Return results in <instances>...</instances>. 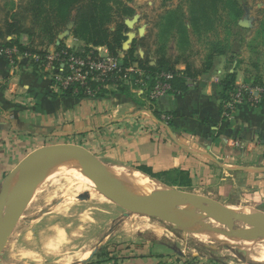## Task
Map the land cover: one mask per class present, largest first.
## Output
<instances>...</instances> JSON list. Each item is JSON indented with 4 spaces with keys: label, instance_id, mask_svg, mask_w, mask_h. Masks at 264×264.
<instances>
[{
    "label": "crops",
    "instance_id": "crops-1",
    "mask_svg": "<svg viewBox=\"0 0 264 264\" xmlns=\"http://www.w3.org/2000/svg\"><path fill=\"white\" fill-rule=\"evenodd\" d=\"M126 4L140 16L124 34L133 32V41L140 43L134 56L146 57L153 66L163 55L178 75H190L183 90L174 86L171 94L153 104L147 99L146 87L140 86L123 91L111 88L98 98L63 97L52 90L47 77L25 68L12 69L0 59V87L12 79L17 90L10 97L0 88V192L5 179L26 157L44 149L69 150L114 170L151 178L144 172L149 171L160 181L204 189L221 201L264 211V114L242 105L228 119L221 114L227 76L233 75L234 86L253 79L239 70L233 54L213 49L205 37L195 38L187 22L189 47L182 52L174 28L164 32L161 18L181 10L182 4L174 0H131ZM133 16L125 17L124 22ZM72 26L73 19L59 32L55 45L85 46L100 56L110 54L106 46L76 39ZM18 41L23 45L32 42L27 35L19 36ZM164 115L169 119H162ZM91 264L232 263L131 245Z\"/></svg>",
    "mask_w": 264,
    "mask_h": 264
},
{
    "label": "rangeland",
    "instance_id": "rangeland-1",
    "mask_svg": "<svg viewBox=\"0 0 264 264\" xmlns=\"http://www.w3.org/2000/svg\"><path fill=\"white\" fill-rule=\"evenodd\" d=\"M8 1L0 0V9ZM11 1L20 3V0ZM236 1L241 11L236 24L226 26V16L219 7L213 29L202 32L208 41L223 46L224 54H233L232 59H237L239 70L253 79H249L252 84H247L264 86V35L259 25L264 18V0ZM174 3L182 4L181 10L188 13L187 0H174ZM85 162L97 166L111 179L115 174L127 176L131 185L144 177L133 171L114 170L91 161ZM52 167L51 164L38 165L30 171L60 173L59 167ZM38 178L30 182L31 177H28L19 184L16 219L0 249V264H91L108 259L119 248L131 245H147L154 251L185 258L264 264V237L259 235V232H264L262 227L257 226L258 233L252 236L250 231L254 227L250 223L232 219L225 225L217 224L207 215L197 214L199 210L194 207L193 217L188 213L187 217L180 216L179 208L175 209L174 215L157 207L136 212L129 207L130 204L127 206V203L113 200L112 194L97 186V197L76 190L71 182L72 174L50 180L43 176ZM144 179L156 183L158 189L178 194L182 200L198 199L206 206L216 208L243 206L221 201L204 189L182 187L175 182L166 183L149 177ZM10 182L4 203L0 204V216L4 221L9 208ZM254 210L252 212L264 216L262 209ZM220 226L221 231L218 232L203 229Z\"/></svg>",
    "mask_w": 264,
    "mask_h": 264
},
{
    "label": "trees",
    "instance_id": "trees-1",
    "mask_svg": "<svg viewBox=\"0 0 264 264\" xmlns=\"http://www.w3.org/2000/svg\"><path fill=\"white\" fill-rule=\"evenodd\" d=\"M131 0H20V3H14L9 0L5 2L0 9V49L16 48L19 52H31L44 54L46 48L55 45L57 35L66 26L69 20L73 19L72 35L83 41L85 44L92 46H106L111 55L122 53L121 70L136 65L143 71V84L134 83L135 76L128 74L129 82L120 84L115 89L123 91L130 87L140 86L146 87V96L148 91L153 87L156 77L160 73H170L172 80L170 84L174 90V86L183 90L186 84V76L178 75L170 66L168 60L163 59V55L159 57L155 65L151 66L149 60L144 57L139 59L134 56V50L140 43L137 40L132 42L128 50H124L122 45L127 40L124 35L128 28L125 25L124 18L134 15V10L127 6V2ZM188 13L185 15L180 9L169 12L164 17V32L169 33L174 28L179 37V44L182 52L189 47L188 33L184 25L187 22L191 28V34L195 38L202 40L207 36L202 30L210 31L213 29L216 10L221 7L226 16L224 20L226 26L236 24L241 13L240 6L236 0H187ZM2 13V15H1ZM218 15V14H217ZM114 26L111 28V26ZM260 30L264 35V18L262 19ZM27 35L31 40L30 45H23L18 41L19 36ZM11 40H7L8 38ZM264 37V36H263ZM38 43L34 44L33 41ZM207 42H210L206 39ZM210 46L224 54L223 46L219 44H210ZM63 47L59 43L55 45L56 49ZM0 59L7 61L4 57ZM122 71V72H123ZM233 75L227 76L222 85V99L225 102L231 91L234 89ZM247 84V83H246ZM252 84V83H251ZM107 91H102L96 98L104 96ZM61 96L85 98L82 95H73L71 90L66 91ZM242 106H247L243 104ZM248 107V106H247ZM249 108V107H248ZM264 114V111L261 110ZM158 181L157 175L144 171Z\"/></svg>",
    "mask_w": 264,
    "mask_h": 264
},
{
    "label": "built area",
    "instance_id": "built-area-1",
    "mask_svg": "<svg viewBox=\"0 0 264 264\" xmlns=\"http://www.w3.org/2000/svg\"><path fill=\"white\" fill-rule=\"evenodd\" d=\"M0 56L4 57L12 69H29L30 71L47 77L52 84V90L62 95L71 90L73 95L85 98H96L102 91L116 89L118 85L129 82L128 74L136 78L134 83L143 84V72L133 65L121 70V57L108 54L100 56L94 49L80 46L46 49L44 54L19 52L16 48L0 49ZM123 71V72H122ZM170 73H160L155 84L147 93L148 101L153 104L173 92ZM5 93L10 97L16 94L12 79L2 82ZM246 104L250 109L264 111V86L241 83L236 85L222 106V117L228 119L238 109ZM168 120L169 116H162Z\"/></svg>",
    "mask_w": 264,
    "mask_h": 264
},
{
    "label": "water",
    "instance_id": "water-1",
    "mask_svg": "<svg viewBox=\"0 0 264 264\" xmlns=\"http://www.w3.org/2000/svg\"><path fill=\"white\" fill-rule=\"evenodd\" d=\"M140 16L138 14L134 15L132 19L125 20V25L129 30L133 29L134 24L137 23ZM141 33V30L139 31ZM127 40L123 43L122 47L124 50H128L130 44L132 43L135 35L133 32H128L126 34ZM58 151L53 149H44L38 153L32 154L26 157L19 165L10 173V175L5 179L2 190L0 192V204L4 203V196L6 194V189L8 188V182L11 180L12 184L10 186L11 192L8 196L9 208L6 215L5 221L0 216V249L6 239L8 238L12 227L14 226L16 214L18 210V194H19V184L23 175L38 165L51 164L59 161H64L65 158L61 155H66L76 160L80 171L94 183L95 186L108 192L112 195L121 197L122 199H128L144 207L146 210H151L152 207L162 208L166 211L176 209L183 205H190L208 217L212 218H222L226 223L230 222L232 219L246 221L250 223L256 230L257 226L264 229V216H260L250 210L244 212L239 208L231 210L230 208H216L208 207L202 201L198 199L182 200L178 198V194L170 192L154 193L152 195L153 200H158V204L154 201H142L139 199H133V197L126 193L121 186H119L114 180L110 179L100 168L97 166H92L87 164L85 161H91L96 163L91 158H83L81 155L75 153L74 151ZM99 165V164H98ZM150 178V177H149ZM153 179V178H152ZM169 196H174L175 201H165L163 198ZM255 233H258L255 231ZM252 235V234H251ZM254 235V234H253ZM260 236L264 237V232H259Z\"/></svg>",
    "mask_w": 264,
    "mask_h": 264
},
{
    "label": "bare ground",
    "instance_id": "bare-ground-1",
    "mask_svg": "<svg viewBox=\"0 0 264 264\" xmlns=\"http://www.w3.org/2000/svg\"><path fill=\"white\" fill-rule=\"evenodd\" d=\"M61 157H64L65 160L64 161H59L57 160L56 162L54 163H51V167L52 166H57V168L59 167L61 169L60 173H56V172H51V171H40V170H33V171H27L20 183L22 181H24L26 178L28 177H31L30 179V182L35 179V178H38V177H44L46 180H50V179H54V178H57L61 175H68L70 176V174H72L73 176V179H72V183H73V187L76 188V190H79L80 192H85L87 195L91 196V197H97L98 196V189L96 188V186L94 185V183H92V181L90 179H88L79 169L78 167V163L76 162L75 159L71 158V157H68L66 155H61ZM53 168V167H52ZM56 168V169H57ZM58 168V169H59ZM35 174V175H34ZM108 175V174H107ZM146 177V176H144ZM144 177L141 178V180H138L139 182H134L136 180H133L132 182H134L135 184L131 185L129 184V177L125 176V175H121V174H115L114 175V180L119 186H121L123 188V190L130 194L133 199H139V200H142V201H154V203L158 204V200H153L152 198V195L154 193H161V192H167V193H170L168 190H164V189H158L156 187V185L148 180H145ZM39 179V178H38ZM111 179V178H110ZM36 180V179H35ZM39 181V180H37ZM28 182V183H30ZM70 182V184H72ZM131 183V182H130ZM12 182H10V186H11ZM70 186V185H69ZM100 189V188H99ZM102 193V192H101ZM103 194V193H102ZM101 194H99L100 196ZM111 195V194H110ZM109 197V196H108ZM103 198V197H102ZM111 198V197H110ZM105 199V198H104ZM113 200L117 201V202H124V203H127L126 205L129 206L130 204V208L135 210L136 212H144L146 209L144 207H141L139 204H137L136 202L134 201H130L128 199H122L121 197L119 196H116V195H113L112 197ZM163 200L165 201H175V197L174 196H169L167 198H163ZM180 210H179V214L180 216L182 217H187V213H188V216L190 217H193V215L195 214L194 213V208L190 205H183L181 207H178ZM231 210H235L237 208L241 209V210H244V212L248 211V209H245V208H241V207H229ZM153 209H156V208H153ZM158 209V208H157ZM156 211V210H155ZM153 211V213L155 212ZM175 209H172L169 211V214L170 215H174L175 213ZM236 211V210H235ZM152 213V212H151ZM158 213H159V210H158ZM199 215H204L202 212L198 211ZM167 216V213L165 214ZM164 215V216H165ZM176 219H177V216H175ZM161 218V217H160ZM167 218V217H166ZM165 218V219H166ZM171 218V217H170ZM174 219V217H172ZM162 219V218H161ZM169 219V218H168ZM194 219V218H192ZM208 219H212L215 223L217 224H226V222L222 219V218H212V217H209ZM167 220V219H166ZM175 220V219H174ZM181 220V219H180ZM177 221H179L177 219ZM185 221V220H184ZM244 223V222H243ZM190 224V223H189ZM212 227V226H211ZM208 228V227H203V229L205 230H210L211 232H218V231H221V226L217 229H212V228ZM217 227V226H216ZM255 228L254 230L250 231L252 233V236L253 234L255 235ZM214 236V235H213ZM244 239V238H243ZM246 239V238H245ZM249 239V238H248ZM238 242V241H237ZM238 244V243H237ZM239 247V246H238ZM246 252V251H245Z\"/></svg>",
    "mask_w": 264,
    "mask_h": 264
}]
</instances>
